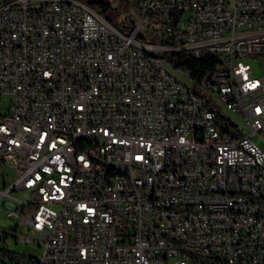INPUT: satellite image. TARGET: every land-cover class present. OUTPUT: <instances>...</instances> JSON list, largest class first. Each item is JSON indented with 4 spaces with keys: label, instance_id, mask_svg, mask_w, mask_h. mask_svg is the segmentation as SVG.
Wrapping results in <instances>:
<instances>
[{
    "label": "built area",
    "instance_id": "obj_1",
    "mask_svg": "<svg viewBox=\"0 0 264 264\" xmlns=\"http://www.w3.org/2000/svg\"><path fill=\"white\" fill-rule=\"evenodd\" d=\"M127 4L115 25L83 0H0V208L18 220L0 256L264 264V0ZM193 54L217 61L196 77L173 60Z\"/></svg>",
    "mask_w": 264,
    "mask_h": 264
},
{
    "label": "rangeland",
    "instance_id": "obj_2",
    "mask_svg": "<svg viewBox=\"0 0 264 264\" xmlns=\"http://www.w3.org/2000/svg\"><path fill=\"white\" fill-rule=\"evenodd\" d=\"M111 1L112 5H120L121 6V11H129L130 8L128 7L127 2L124 3V5H121L119 0H109ZM131 6L133 5V3H130ZM152 42H157L155 37L151 38ZM155 55H161L164 56L165 53L161 50H155L154 51ZM167 61H169V59H167ZM249 63L251 64V66L253 67V72L254 75L256 76H263L264 75V61H262L259 58H251L248 60ZM193 88L197 91L200 90L199 86L197 84L196 81H194L193 83ZM209 99L210 101L214 102L211 96H206L204 95V99ZM261 145H263L262 141H261ZM12 172V171H11ZM14 195L21 199V200H31L32 198V194L31 191L29 190H25V189H21V190H17L14 191ZM18 223V220L16 218H10L7 214L6 211L0 208V226L5 227V228H10V227H14V225ZM36 235H30V238L32 239H36ZM10 248L17 250V252H26L28 254H32V255H37L39 252V247L38 244L34 243L33 241L29 242V243H25V242H17V243H11ZM0 264H13L12 261L9 258H2L0 256Z\"/></svg>",
    "mask_w": 264,
    "mask_h": 264
},
{
    "label": "trees",
    "instance_id": "obj_3",
    "mask_svg": "<svg viewBox=\"0 0 264 264\" xmlns=\"http://www.w3.org/2000/svg\"><path fill=\"white\" fill-rule=\"evenodd\" d=\"M87 4H89L92 8L97 10L102 16L107 18L111 23L117 25V19L120 15L121 6L115 5L113 6L111 1L109 0H83ZM121 5L127 2V0H119ZM119 25V24H118ZM174 63L176 64H184L191 68L192 72L197 77L202 71L205 70L207 67H213L217 61L216 57L211 55H193V57L186 56V55H178L175 59Z\"/></svg>",
    "mask_w": 264,
    "mask_h": 264
},
{
    "label": "bare ground",
    "instance_id": "obj_4",
    "mask_svg": "<svg viewBox=\"0 0 264 264\" xmlns=\"http://www.w3.org/2000/svg\"><path fill=\"white\" fill-rule=\"evenodd\" d=\"M156 49L144 48V57H157L154 53ZM201 55V54H193ZM89 144V136H75L74 145ZM101 168H108V171L121 172V163H112L110 160H101ZM132 181L139 186H146V176L144 174H132ZM154 191H163V184H154ZM210 193H218V186H210ZM264 203V196H262ZM228 212H237V205H228ZM255 215H262V208H255ZM205 264H218V260H207Z\"/></svg>",
    "mask_w": 264,
    "mask_h": 264
}]
</instances>
